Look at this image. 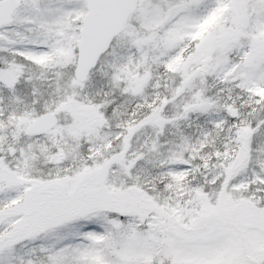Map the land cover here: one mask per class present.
<instances>
[{
    "label": "snow or ice",
    "instance_id": "6c2138e0",
    "mask_svg": "<svg viewBox=\"0 0 264 264\" xmlns=\"http://www.w3.org/2000/svg\"><path fill=\"white\" fill-rule=\"evenodd\" d=\"M0 264H264V0H0Z\"/></svg>",
    "mask_w": 264,
    "mask_h": 264
}]
</instances>
